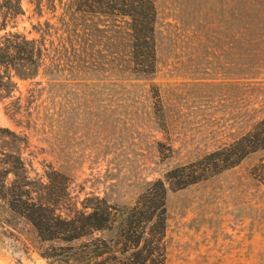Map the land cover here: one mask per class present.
<instances>
[{"label":"rangeland","instance_id":"1","mask_svg":"<svg viewBox=\"0 0 264 264\" xmlns=\"http://www.w3.org/2000/svg\"><path fill=\"white\" fill-rule=\"evenodd\" d=\"M236 4L155 0L156 72L135 80L109 71L108 18L80 14L77 0H19V15L15 0H0V46L18 35L42 48L36 76L8 69L14 87L0 99V129L26 140L32 198L61 218L97 199L131 207L149 182L263 120L264 0H250V56L241 59ZM260 162L264 149L167 188L165 264H264V186L251 176ZM97 237L107 236L88 238ZM72 245L43 241L0 200V264H77Z\"/></svg>","mask_w":264,"mask_h":264},{"label":"trees","instance_id":"2","mask_svg":"<svg viewBox=\"0 0 264 264\" xmlns=\"http://www.w3.org/2000/svg\"><path fill=\"white\" fill-rule=\"evenodd\" d=\"M77 3L80 14L109 19L104 26V38L109 54L107 66L112 75L136 80L155 74V0H77ZM235 7L234 17L239 23L237 51L241 59L250 56V0H237ZM20 13L19 0H15L13 14ZM5 43L0 46V99L14 87L8 69L18 77L32 78L42 58V48L34 41L14 35L6 38ZM25 144L24 138L0 129V200L8 204L11 213L29 221L43 241L74 244L65 249L77 264H165L167 188L178 191L205 181L263 150L264 119L229 146L176 167L166 172L163 179L149 182L133 206H110L97 199L86 207L89 212L77 210L67 218L56 216L32 198L21 157ZM9 175L13 180L7 184ZM251 176L264 186V162L251 169ZM94 234L107 237L88 238Z\"/></svg>","mask_w":264,"mask_h":264}]
</instances>
